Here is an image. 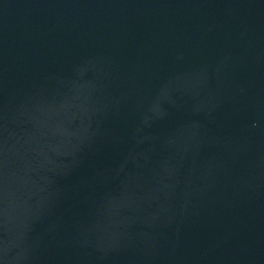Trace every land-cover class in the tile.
<instances>
[{
  "label": "water",
  "instance_id": "water-1",
  "mask_svg": "<svg viewBox=\"0 0 264 264\" xmlns=\"http://www.w3.org/2000/svg\"><path fill=\"white\" fill-rule=\"evenodd\" d=\"M0 264H264V0H0Z\"/></svg>",
  "mask_w": 264,
  "mask_h": 264
}]
</instances>
